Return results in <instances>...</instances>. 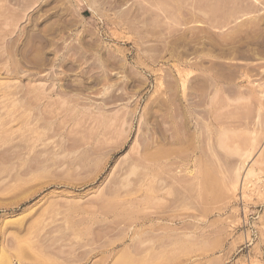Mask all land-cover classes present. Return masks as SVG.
I'll return each instance as SVG.
<instances>
[{
	"label": "rangeland",
	"instance_id": "rangeland-1",
	"mask_svg": "<svg viewBox=\"0 0 264 264\" xmlns=\"http://www.w3.org/2000/svg\"><path fill=\"white\" fill-rule=\"evenodd\" d=\"M218 1L0 0V264H264V0Z\"/></svg>",
	"mask_w": 264,
	"mask_h": 264
},
{
	"label": "bare ground",
	"instance_id": "bare-ground-1",
	"mask_svg": "<svg viewBox=\"0 0 264 264\" xmlns=\"http://www.w3.org/2000/svg\"><path fill=\"white\" fill-rule=\"evenodd\" d=\"M217 1H218V0H217ZM225 1H226V0H225ZM233 1H234V0H233ZM233 1H231V2H233ZM239 1H240V0H239ZM241 1L243 2L244 0H241ZM218 2H219V1H218ZM234 3H235V2H234ZM263 3H264V2H263ZM217 4H218V3H217ZM220 4H221V3H220ZM227 4H228V2H227ZM231 4H232V3H231ZM241 4H242V3H241ZM243 4H244V2H243ZM233 5H234V4H233ZM227 6H228V8H229V6H231V5H227ZM217 7H218V6H217ZM213 8H214V7H213ZM225 8H226V7H225ZM241 8H242V7H241ZM241 8H240V10L243 11V9H241ZM243 8H244V7H243ZM245 8H246V6H245ZM246 9H247V8H246ZM246 9H245V10H246ZM214 10H215V9H214ZM229 10H230V9H229ZM231 10H232V8H231ZM222 11H223V10H222ZM225 11H226V10H225ZM227 11H228V10H227ZM227 11H226V13H227ZM247 11H248V10H247ZM232 12H233V10H232ZM232 12H231V13H232ZM215 13H216V12H215ZM235 13H236V12H235ZM219 14H220V11H219V13H217L216 16H218ZM223 14H224V12H223ZM229 15H230V13H229ZM229 15H228V16H229ZM225 16H226V15H225ZM230 16H232V15H230ZM219 17L221 18V16H219ZM217 18H218V17H217ZM222 18H225V17L223 16ZM226 18H227V17H226ZM241 25H242V24H240V26H241ZM242 27H243V26H242ZM242 27H241V28H242ZM20 60H21V59H20ZM11 62H12V61H11ZM247 69H248V68H247ZM250 70H251V69H250ZM246 71H247V70H246ZM248 73H249V72H248ZM250 77H251V76H250ZM183 79H184V78H183ZM186 79H187V78H186ZM190 80H191V79H190ZM250 80H251V79H250ZM250 80H249V81H250ZM182 81H183V80H182ZM212 81H213V80H212ZM250 83H251V82H250ZM250 83H249V84H250ZM214 86H215V85H214ZM190 88H191V87H190ZM193 89H194V88H193ZM252 90H253V89H252ZM193 91H194V90H193ZM191 94H192V93H191ZM191 94H190V95H191ZM193 101H194V100H193ZM193 101H192V102H193ZM161 102H163V101H161ZM195 102H196V101H195ZM163 104H164V103H163ZM163 104H161V105H163ZM165 104H166V103H165ZM193 104H194V103H193ZM198 104H200V103H198ZM198 104H197V106H198ZM166 106H167V105H166ZM162 107H163V106H162ZM176 108H177V107H176ZM153 109H154V108H153ZM153 109H152V110H153ZM164 109H165V108H164ZM178 110H179V108H178ZM154 111H155V109H154ZM154 111H153V112H154ZM157 111H158V110H157ZM161 111H163V110H161ZM153 112H152V113H153ZM201 112H203V111H201ZM155 113H156V111H155ZM159 114H160V113H159ZM174 114H175V113H174ZM174 114H173V115H174ZM184 114H185V113H184ZM158 116H159V115H158ZM161 116H162V115H161ZM154 117H155V116H154ZM154 117H152V118H154ZM159 117H160V116H159ZM171 117H172V116H171ZM165 118L167 119V117H165ZM168 118H169V117H168ZM172 118H173V117H172ZM159 119H160V118H159ZM213 119H214V118H213ZM162 120H163V118H162ZM196 120H197V118H196ZM215 120H216V119H215ZM159 121H160V120H159ZM197 121H198V120H197ZM152 122H153V121H152ZM154 122H155V120H154ZM157 123H158V122H157ZM157 123H156V124H157ZM162 123H163V122H162ZM162 123H161V125H158V126H162ZM185 123H186V122H185ZM198 123H199V122H198ZM156 124H154V125H156ZM159 124H160V123H159ZM188 124H189V123H188ZM197 125H198V124H197ZM156 126H157V125H156ZM188 126H189V125H188ZM159 128H160V127H159ZM159 128H158V129H159ZM162 128H165V127H162ZM166 128H167V127H166ZM188 129H189V127H188ZM193 129H194V128H193ZM159 130H160V129H159ZM189 130H190V129H189ZM165 131H166V130H165ZM162 133H163V132H162ZM165 133H166V132H165ZM158 134H160V133H158ZM161 135H162V134H161ZM155 136H156V135H155ZM158 137H159V136H158ZM161 137H162V136H161ZM186 137H187V136H186ZM170 138L172 139V137H170ZM192 138H193V137H192ZM154 139H155V138H154ZM161 139H162V138H161ZM158 141H159V138H158ZM164 141H166V140H164ZM192 141H193V140H192ZM156 142H157V141H156ZM159 142H160V141H159ZM188 142H191V140L188 141ZM188 142H186L185 144H187ZM153 143H154V142H153ZM157 143H158V142H157ZM166 143H167V142H166ZM167 144H168V143H167ZM158 145H159V147L156 146V148H158V149H155L156 151H157V150L159 151L161 148H163V147L160 148V146H162L161 144L158 143ZM168 145H169V144H168ZM168 145H167V146H168ZM170 145H171V144H170ZM170 145H169V146H170ZM179 146H180V145H179ZM152 148H155V147H152ZM177 148H178V147H177ZM172 149H173V148H172ZM161 150H162V149H161ZM166 150H167V149H166ZM166 150L163 149L162 152L160 151V152H161V155H160V152H159V154H158V153H157L158 151H157L155 155L158 154V155H157L158 157H159V155L162 156V155H164L163 152L166 151ZM169 150H170V148H169ZM180 150H181V149H180ZM167 151H168V150H167ZM173 151H174V150H173ZM170 152H172V151H170ZM175 152H176V151H175ZM180 152H182V150H181ZM180 152H179V153H180ZM152 153H153V151H152ZM167 153H168V152H167ZM167 153H166V154H167ZM173 153H174V152H173ZM177 153H178V152H177ZM179 153H178V154H179ZM166 154H165V155H166ZM169 154H170V153L167 154V157H168V158H170V156H171V154H170V156H169ZM178 154H177V155H178ZM153 155H154V154H153ZM153 157H154V156H153ZM158 157H156V156L154 157L155 163H157L156 161L159 160L160 157H159V158H158ZM164 157H166V156H164ZM167 157H166V158H167ZM155 158H157L158 160L155 159ZM160 160H161V158H160ZM160 160H159V161H160ZM176 160H178V159H176ZM176 160H175V161H176ZM169 161H171V160H169ZM173 161H174V160H172V162H173ZM176 162H177V161H176ZM165 163L167 164V162H165ZM174 163H175V162H174ZM179 163H181V162L179 161ZM158 164H159V163H158ZM155 165H156V164H155ZM159 165H160V164H159ZM159 165H156V166L158 167ZM171 165H172V164H171ZM160 166H162V163H161ZM164 166H165V165H164ZM166 166H167V165H166ZM174 166H175V165H174ZM169 167H170V166H169ZM157 169H158V168H157ZM171 169H172V167H171ZM176 169H177V168H176ZM249 169H250V168H249ZM160 170H161V169H160ZM168 170H169V169H168ZM245 170H246V169H245ZM248 171H249V170H248ZM250 172H251V171H250ZM252 172L254 173V171H252ZM155 173H156V172H155ZM245 173H246V172H245ZM253 173H252V174H253ZM161 174H162V173H161ZM247 174H248L247 176L250 175L249 172H247ZM252 174H251V175H252ZM168 177H169V176H167V178H168ZM239 177H240V175H239ZM157 178H158V177H157ZM243 178H244V176H243ZM248 179H249V178H248ZM154 180H155V179H154ZM157 180H158V179H157ZM157 180H156V181H157ZM160 180H161V179H160ZM249 180H250V179H249ZM156 181H155V182H156ZM168 182H169V180H168ZM237 182H238V181H237ZM239 182H240V180H239ZM239 182H238V183H239ZM245 182H246V181H244V179H242L240 186H244V185H246L247 182H246V183H245ZM166 183H167V182H166ZM233 183H234V182H233ZM235 183H236V182H235ZM153 185H154V184H153ZM161 185H162V183H161ZM234 185H235V184H234ZM166 186H167V185H166ZM153 187H155V186H153ZM164 187H165V186H164ZM156 188H157V187H156ZM156 188H154V190H156ZM159 188H160V187H158V189H159ZM233 188H234V187H233ZM235 188H236V186H235ZM158 191H159V190H158ZM161 191H162V190H161ZM234 191H235V190H234ZM154 192H155V191H154ZM164 193H165V192H164ZM154 195H155V194H154ZM169 197H170V196H169ZM169 197H167V198H169ZM157 198H158V197H157ZM158 199H159V198H158ZM158 199H157V200H158ZM160 200H161V199H160ZM160 200H159V202H160ZM155 201H156V200H155ZM166 201H167V199H166ZM171 202H173V201H171ZM158 204H159V203H158ZM160 204H161V203H160ZM162 204H164V202H163ZM168 204H169V203H168ZM170 204H171V203H170ZM170 204H169V205H170ZM165 205H167V204H165ZM156 206H159V205H156ZM160 207H161V205H160ZM166 207H167V206H166ZM169 207H170V206H169ZM157 208H158V207H157ZM160 209H161V208H160ZM162 210H163V208H162ZM164 212H166V211H164ZM158 213H159V212H158ZM155 214H157V213H155ZM160 214H161V213H160ZM163 225H164V224H163ZM165 226H166V225H165ZM156 227H157V225H156ZM160 229H161V228H160ZM21 256H22V255H21Z\"/></svg>",
	"mask_w": 264,
	"mask_h": 264
}]
</instances>
